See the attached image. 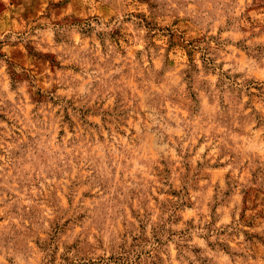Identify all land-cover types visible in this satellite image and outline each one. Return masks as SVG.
Wrapping results in <instances>:
<instances>
[{"label":"rangeland","instance_id":"rangeland-1","mask_svg":"<svg viewBox=\"0 0 264 264\" xmlns=\"http://www.w3.org/2000/svg\"><path fill=\"white\" fill-rule=\"evenodd\" d=\"M0 264H264V0H0Z\"/></svg>","mask_w":264,"mask_h":264}]
</instances>
